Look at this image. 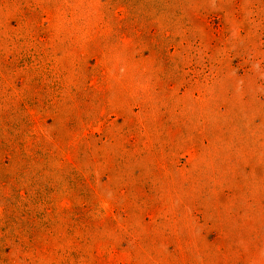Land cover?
<instances>
[{
  "label": "rangeland",
  "instance_id": "374dc122",
  "mask_svg": "<svg viewBox=\"0 0 264 264\" xmlns=\"http://www.w3.org/2000/svg\"><path fill=\"white\" fill-rule=\"evenodd\" d=\"M0 264H264V0H0Z\"/></svg>",
  "mask_w": 264,
  "mask_h": 264
},
{
  "label": "trees",
  "instance_id": "16d2710c",
  "mask_svg": "<svg viewBox=\"0 0 264 264\" xmlns=\"http://www.w3.org/2000/svg\"><path fill=\"white\" fill-rule=\"evenodd\" d=\"M12 153H13V152H10V150H9V151H7V150L4 151L5 156H6V155H7V156H11ZM13 155H15V153H13ZM10 176H11V175H10ZM10 176H8V177H6V178H10Z\"/></svg>",
  "mask_w": 264,
  "mask_h": 264
}]
</instances>
